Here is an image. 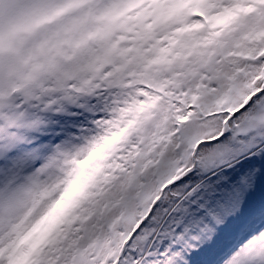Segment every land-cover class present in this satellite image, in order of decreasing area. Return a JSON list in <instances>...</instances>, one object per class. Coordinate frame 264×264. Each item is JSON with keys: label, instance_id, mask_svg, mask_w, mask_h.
<instances>
[{"label": "snow or ice", "instance_id": "1", "mask_svg": "<svg viewBox=\"0 0 264 264\" xmlns=\"http://www.w3.org/2000/svg\"><path fill=\"white\" fill-rule=\"evenodd\" d=\"M0 264H264V0H0Z\"/></svg>", "mask_w": 264, "mask_h": 264}, {"label": "trees", "instance_id": "2", "mask_svg": "<svg viewBox=\"0 0 264 264\" xmlns=\"http://www.w3.org/2000/svg\"><path fill=\"white\" fill-rule=\"evenodd\" d=\"M191 64L193 65V67H189L188 69H186V78L187 79H191L192 77H194L196 75V67L198 66H202L201 65V60L199 56H196L194 58V60L191 62ZM177 66H183V64H178ZM194 102V101H193ZM163 124H160V127L158 129V131L163 132L164 131V126L162 128Z\"/></svg>", "mask_w": 264, "mask_h": 264}, {"label": "rangeland", "instance_id": "3", "mask_svg": "<svg viewBox=\"0 0 264 264\" xmlns=\"http://www.w3.org/2000/svg\"><path fill=\"white\" fill-rule=\"evenodd\" d=\"M163 124V122H161V125ZM162 128H163V126H162Z\"/></svg>", "mask_w": 264, "mask_h": 264}]
</instances>
